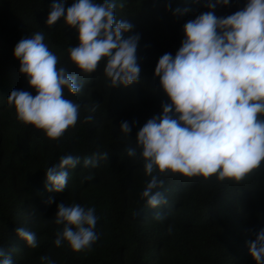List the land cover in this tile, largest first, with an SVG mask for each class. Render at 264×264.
<instances>
[{"label":"trees","instance_id":"1","mask_svg":"<svg viewBox=\"0 0 264 264\" xmlns=\"http://www.w3.org/2000/svg\"><path fill=\"white\" fill-rule=\"evenodd\" d=\"M54 2H63L66 10L75 0H0V248L13 264H42V256L54 264H256L250 243L264 229V164L239 184L215 176H162L163 187L154 191H161L168 203L152 209L141 197L151 178L136 140L140 128L171 103L155 68L162 55L175 57L186 38L184 25L209 11L227 17L247 0H230L214 10L208 5L215 0H117L116 19L133 26L123 37H140V79L127 87L111 86L104 74L106 61L91 74L71 61L68 49L78 46L79 33L63 18L51 27L46 24ZM36 32L44 33V43L59 57L57 67L83 84L75 95L64 90L66 99L81 105L80 117L56 140L19 122L7 104L13 90L37 94L14 55L18 42ZM88 115L93 120L85 123ZM125 121L131 127L128 135L121 130ZM129 148L136 149L135 157L128 155ZM105 152L109 158L100 159ZM69 154L80 163L67 169L64 191L49 192L46 169ZM85 160L96 166H85ZM49 198L54 202L49 204ZM61 203L95 208L99 239L91 249L77 252L67 241L55 246L63 230L54 223ZM156 212L165 216L162 222L154 219ZM18 227L36 234L37 247L17 235Z\"/></svg>","mask_w":264,"mask_h":264},{"label":"clouds","instance_id":"2","mask_svg":"<svg viewBox=\"0 0 264 264\" xmlns=\"http://www.w3.org/2000/svg\"><path fill=\"white\" fill-rule=\"evenodd\" d=\"M218 4L227 6L230 0H215L208 6L214 10ZM117 7V0H75L65 10L63 2H54L46 24L51 27L63 18L78 30L79 44L68 52L83 73H94L106 61L104 74L111 86L127 87L140 79L136 55L140 37H123L133 26L116 19ZM184 31L186 38L175 57L162 55L155 68L171 103L163 104L162 115L149 119L136 135L144 171L151 178L141 197L152 209L168 203L161 191H154L163 187L162 176H215L220 182L239 184L264 164V0H247L242 10L227 17L218 18L214 11L203 13L188 21ZM44 40V33L36 32L15 46L20 72L37 94L13 90L7 104L15 108L19 122L43 130L47 138L56 140L75 127L80 117L81 105L66 99L64 90L75 95L83 84L65 67H57L59 57ZM92 120L91 115L84 117L85 123ZM121 130L126 135L131 132L127 121L122 122ZM128 155L135 157L136 149L129 148ZM108 158L107 152L100 155V159ZM79 163V157L69 154L48 167L47 190L64 191L67 169ZM84 165L95 167L96 163L85 160ZM53 202L54 198H49L48 203ZM57 207L54 223L62 225L63 230L57 234L55 246L67 241L74 251L91 249L99 239L95 208L64 203ZM154 219L162 222L165 216L156 212ZM16 232L29 247H37L34 232L24 227ZM250 254L256 264H264V229L250 243ZM0 258V264H13L3 248ZM40 259L42 264H54L48 256Z\"/></svg>","mask_w":264,"mask_h":264}]
</instances>
